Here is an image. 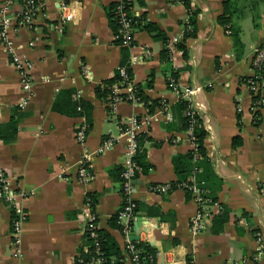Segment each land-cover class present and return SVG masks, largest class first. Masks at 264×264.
<instances>
[{
    "label": "crops",
    "instance_id": "1",
    "mask_svg": "<svg viewBox=\"0 0 264 264\" xmlns=\"http://www.w3.org/2000/svg\"><path fill=\"white\" fill-rule=\"evenodd\" d=\"M7 1L0 0V6ZM62 1L68 4L64 19ZM225 1L192 0V8L199 10L197 36L186 41L187 58L184 53L171 58L169 42L181 38L190 15L177 0L131 3L137 20L134 48L116 42L109 22L108 8L119 0H35L33 26L16 24L12 30L20 56L33 62L29 96L0 35V168L14 183L26 218L20 234L22 255L16 256L13 219L18 216L0 197V264H77L88 250L92 217L97 229L109 232L124 253L129 242L144 243L158 264H264V109L255 124L253 95L242 82L253 77V54L264 46V0H231L243 14L235 17L242 29L238 47L219 23ZM26 3L14 0L12 12ZM149 24L159 28L161 37L147 29ZM123 65L130 68L136 86L142 85L151 100L161 101L153 114L145 102L123 101L115 107L110 98H98L96 86ZM170 77L197 88L192 106L209 132L207 157L221 179L215 186L219 188L209 193L221 211L197 236L190 230L198 209L191 194L185 188L169 193L151 189L176 182L174 158L195 150L185 128L188 111L179 108L181 98L169 86ZM69 98L87 101L91 108H78L75 115L53 109L56 100ZM147 115L150 122L140 130L137 158L151 167L137 177L138 207L126 238L123 229L111 223L123 205L118 168L124 166L129 146L124 122ZM82 124L87 126L84 145L76 139ZM109 138L115 139L114 147L93 156V178L81 181L82 155L87 150L97 153ZM236 139L241 142L235 147ZM197 169L203 185L204 172ZM134 235L139 241L130 240Z\"/></svg>",
    "mask_w": 264,
    "mask_h": 264
},
{
    "label": "built area",
    "instance_id": "2",
    "mask_svg": "<svg viewBox=\"0 0 264 264\" xmlns=\"http://www.w3.org/2000/svg\"><path fill=\"white\" fill-rule=\"evenodd\" d=\"M181 3H184V0H177ZM134 0H119L118 14H119V23H120V34L116 39L120 40V44L130 48H134L135 44V26L137 25V20L131 12V3ZM35 0H27V3L23 5L22 9L18 13H13L14 0H8L5 3H2L0 6L1 14V39L3 47L7 54L11 57L12 63L17 67L21 74V84L23 89L26 91L27 96L31 93L33 87V81L31 76V70L33 68V62L22 58L18 52V47L15 43L14 37L12 35V30L15 29L14 25H24L32 27L35 23ZM62 17L64 19L66 10L68 9V4L65 1L61 2ZM189 15L187 20V26L183 29V34L178 38H175L169 42V50L171 52V58L175 53L183 54L184 51L179 49L177 46L178 42H181L185 33L191 29L189 25L190 18ZM227 32L230 31L227 29ZM148 54H146L147 56ZM136 57H134V60ZM252 66L254 70L253 77L255 80L251 81V84L248 85L250 92L253 97L258 96V100L253 102V111H259L264 109V47H259L253 54L252 57ZM118 72L122 77V80L119 84L115 85L114 95L110 98L111 102L115 107L123 102L129 101L135 104H144L135 93L136 84L133 78L130 68L128 66H120ZM169 86L173 89L174 92L179 94L180 98L186 100L190 103V107L193 115H195V108H193L192 103L194 96L197 92V88L193 86L183 85L175 77L169 78ZM121 94H125L126 97H123ZM26 100L24 101V103ZM167 118L172 119L170 113H167ZM150 122V116H145L142 119L139 117H130L124 124L125 128L123 129V134L128 138V149L126 158L124 161L123 171H122V192H123V205L121 210L118 213V218L123 226V233L126 238L131 234L133 220L135 219L136 211L138 204L135 200L136 192V180L141 172V167L138 165L137 156L140 146V130L143 126H146ZM191 138L194 139L193 129L190 128ZM76 139L80 144H86L87 141V126L82 124L78 127L76 132ZM115 145V139L109 138L104 141L102 146L99 148L97 153H91L90 151H85L82 155L79 162V175L81 181L89 182L93 177L91 174V161L94 155H101L106 151L113 148ZM196 150V146H195ZM199 157L198 154L195 155V159ZM195 167V172L190 177L192 182L190 185L187 183H178L177 188H188L191 192V196L198 205L195 216L190 221V230L193 236H197L204 226L210 222L216 214L221 211V207L218 203L213 202L209 191L201 185L197 180V171ZM154 192L158 193H169L173 190V184H158L151 187ZM0 197L5 198L9 201L18 216V218L13 219L14 226V246L17 247L15 255H22L19 246L21 245V232H22V222L26 219L23 208L21 207L19 201V194L15 190V185L2 168H0ZM91 236L96 237L97 226L94 222V217L91 218V223L88 228ZM129 246L125 252V258L122 264H158L157 259L153 257L145 256L143 250L136 247L134 244L128 243ZM82 262V259L80 260ZM101 258L95 260L96 263H101Z\"/></svg>",
    "mask_w": 264,
    "mask_h": 264
},
{
    "label": "trees",
    "instance_id": "3",
    "mask_svg": "<svg viewBox=\"0 0 264 264\" xmlns=\"http://www.w3.org/2000/svg\"><path fill=\"white\" fill-rule=\"evenodd\" d=\"M19 2H24V0H15ZM184 4L187 6L189 10V14L192 16L189 21V25L191 26V29L186 32V36L183 42H180L178 44V48L184 51L185 58L188 57V48L186 46V41L189 38H195L197 36L198 31V25H197V17L199 14V10L192 8V0H184ZM118 4H112L108 8V18L111 25L112 30L115 33V36L118 37L120 34V23H119V14L117 10ZM128 8H131L129 6ZM236 15L242 16L235 7V4L231 0H226L224 3V12L219 17V23L223 25L226 29H228L231 32V35L233 36L235 40V45L241 46V33L242 29L238 27L235 23V17ZM239 16V17H240ZM187 26V24H186ZM147 29L151 32L156 33L157 37H161V33L158 27H156L153 24L147 25ZM116 42L119 43L120 40L116 39ZM264 47V46H263ZM169 53V50H166V54ZM175 77L178 78V75L175 73ZM122 80V77L120 76V73L117 71L115 75L111 78L105 79L101 81L96 86V94L98 98L102 100H106L111 98L114 95L115 85L119 84ZM255 80V77H246L243 78L242 82L250 85L251 81ZM150 83H148L149 85ZM135 93L137 97L140 98L143 102L146 104V108L148 109L149 114H153L155 109L161 105L160 100H151L144 92V87L142 85H137L135 89ZM123 97H126L125 94H121ZM254 100H258V96L253 97ZM78 108H81L83 110H88L91 108V104L87 101H84L80 99L79 101L72 100V98H69L67 100H56L53 109L56 111H59L61 113H64L66 115H75L79 110ZM179 108L183 111H188V114L185 117V128L186 129H193L194 132V139L193 142L196 146V150H191L185 155H177L174 158V163L176 166V171L178 174V180L173 184V188H177L178 183H187L191 184L190 181V174L193 172L194 165L197 168H200L202 172H204V181L205 184H203V187L209 191V193H213L214 190L218 189L215 187L218 182H220V178L216 176L213 172V170L210 168L209 160H208V151L206 147V142L209 136V132L206 129V127L203 124V121L200 117V115L195 112V115L190 113L192 111L190 107V103L186 100L181 99L179 102ZM255 117V124H259L261 121V115L260 110L254 113ZM17 132V127L14 129V133ZM141 138L146 139L145 133L141 134ZM13 140V136L9 141ZM240 140H235V147L240 144ZM198 154L200 158L196 159V163H194L195 155ZM138 165L141 167V173L145 174L149 171V168L151 167L150 164L142 157L137 158ZM189 164L193 165L192 168L189 167ZM123 170V167H119L118 171L121 172ZM206 174V175H205ZM209 181H208V179ZM122 181V178H121ZM186 191L191 194L188 188H186ZM214 200V199H213ZM215 201V200H214ZM13 217L14 214H13ZM218 218H222V215ZM221 222H225L226 219H220ZM111 223L117 227H119L121 230L123 229V226L121 225L118 214L116 216H113L111 219ZM222 227V225H221ZM96 237L91 236L90 232L86 235V243L88 245L87 251H82L81 257L78 258L77 264H95V260L101 258V263L96 264H122L123 260L125 258V253L120 248L117 240L107 231L102 229L96 230ZM134 245L140 249L143 250V254L145 256H151L153 259H156V254L154 251L150 248L149 245L144 243H134ZM127 251V250H126ZM82 259V262L80 260ZM187 264H194L189 260Z\"/></svg>",
    "mask_w": 264,
    "mask_h": 264
},
{
    "label": "water",
    "instance_id": "4",
    "mask_svg": "<svg viewBox=\"0 0 264 264\" xmlns=\"http://www.w3.org/2000/svg\"><path fill=\"white\" fill-rule=\"evenodd\" d=\"M139 225H140V223H139ZM139 239H140V237L138 235H134V236L130 237V240L133 241V242L134 241H139Z\"/></svg>",
    "mask_w": 264,
    "mask_h": 264
}]
</instances>
